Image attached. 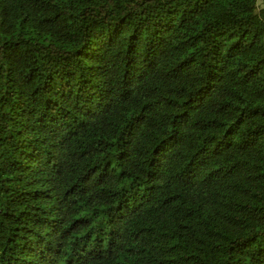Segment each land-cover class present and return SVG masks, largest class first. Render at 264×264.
I'll return each instance as SVG.
<instances>
[{
	"label": "trees",
	"instance_id": "16d2710c",
	"mask_svg": "<svg viewBox=\"0 0 264 264\" xmlns=\"http://www.w3.org/2000/svg\"><path fill=\"white\" fill-rule=\"evenodd\" d=\"M0 264H264V3L0 0Z\"/></svg>",
	"mask_w": 264,
	"mask_h": 264
},
{
	"label": "rangeland",
	"instance_id": "374dc122",
	"mask_svg": "<svg viewBox=\"0 0 264 264\" xmlns=\"http://www.w3.org/2000/svg\"><path fill=\"white\" fill-rule=\"evenodd\" d=\"M264 3V0H258V4L262 5Z\"/></svg>",
	"mask_w": 264,
	"mask_h": 264
}]
</instances>
